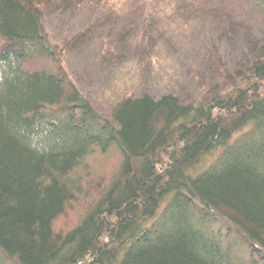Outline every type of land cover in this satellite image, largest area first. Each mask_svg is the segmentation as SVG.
Listing matches in <instances>:
<instances>
[{
    "label": "trees",
    "instance_id": "trees-1",
    "mask_svg": "<svg viewBox=\"0 0 264 264\" xmlns=\"http://www.w3.org/2000/svg\"><path fill=\"white\" fill-rule=\"evenodd\" d=\"M47 2L0 0V264H264V55L200 102L129 97L110 120L27 68L84 39L54 45ZM20 128L48 130L42 150Z\"/></svg>",
    "mask_w": 264,
    "mask_h": 264
},
{
    "label": "rangeland",
    "instance_id": "rangeland-1",
    "mask_svg": "<svg viewBox=\"0 0 264 264\" xmlns=\"http://www.w3.org/2000/svg\"><path fill=\"white\" fill-rule=\"evenodd\" d=\"M44 13L54 45L84 39L60 63L34 58L27 68L62 69L110 120L129 97L200 102L230 89L237 70L264 55V9L256 0H48ZM76 212L58 222V234L76 225Z\"/></svg>",
    "mask_w": 264,
    "mask_h": 264
},
{
    "label": "clouds",
    "instance_id": "clouds-1",
    "mask_svg": "<svg viewBox=\"0 0 264 264\" xmlns=\"http://www.w3.org/2000/svg\"><path fill=\"white\" fill-rule=\"evenodd\" d=\"M18 135L26 139L29 148L34 151H40L44 146V139L48 135V130L36 129L29 131L27 129L20 128L18 130Z\"/></svg>",
    "mask_w": 264,
    "mask_h": 264
}]
</instances>
